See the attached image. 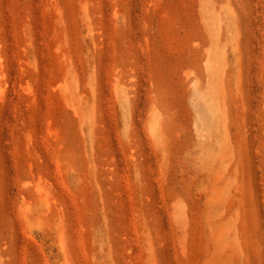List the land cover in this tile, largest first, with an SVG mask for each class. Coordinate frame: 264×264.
I'll use <instances>...</instances> for the list:
<instances>
[{
    "label": "rangeland",
    "instance_id": "374dc122",
    "mask_svg": "<svg viewBox=\"0 0 264 264\" xmlns=\"http://www.w3.org/2000/svg\"><path fill=\"white\" fill-rule=\"evenodd\" d=\"M0 264H264V0H0Z\"/></svg>",
    "mask_w": 264,
    "mask_h": 264
}]
</instances>
